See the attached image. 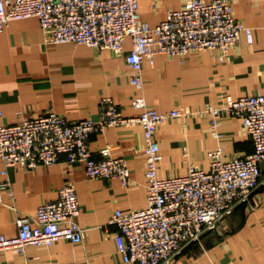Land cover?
<instances>
[{
    "label": "crops",
    "instance_id": "1",
    "mask_svg": "<svg viewBox=\"0 0 264 264\" xmlns=\"http://www.w3.org/2000/svg\"><path fill=\"white\" fill-rule=\"evenodd\" d=\"M186 1L138 0L140 17L156 26L166 19L169 9H179ZM229 1L236 19L252 29V44L241 33L224 60L219 49L191 51L183 58L159 54L153 62L145 59L142 91L130 83L132 70L123 55L84 44L46 43L34 17L10 22L0 34L2 122L16 124L50 110L70 123L98 121L102 97H110L123 116L137 117L141 111L131 103L139 95L147 108L166 113L172 109L195 112L207 104H219L226 96L236 99L264 93V0ZM123 48L124 53L131 49L130 39ZM219 130L220 140L210 135L207 117L194 115L169 119L159 126L158 177L182 176L190 164L207 170L208 153L218 148L225 157L252 153L251 139L240 119H223ZM145 146L139 124L109 127L90 137L95 159L105 147L111 156L126 159L127 187L116 178L88 179L83 164H70L63 158L28 171L9 169L13 197L0 192V236H14L18 216L34 215L38 206L57 199L58 189L71 182L85 238L79 244L58 240L49 246L29 245L25 255L0 251V264H126L116 253L115 229L106 223L116 209L146 206ZM251 200V206L238 205L228 216V234L208 235L201 246L189 245L173 264H264V184Z\"/></svg>",
    "mask_w": 264,
    "mask_h": 264
},
{
    "label": "built area",
    "instance_id": "2",
    "mask_svg": "<svg viewBox=\"0 0 264 264\" xmlns=\"http://www.w3.org/2000/svg\"><path fill=\"white\" fill-rule=\"evenodd\" d=\"M32 17L39 21L46 43L84 44L123 55L132 70L130 83L140 91L145 59L153 62L159 54L183 58L191 51L219 49L224 60L241 33L248 44L253 42L252 29L236 19L229 0H187L181 8L169 9L166 19L153 27L141 19L138 0H0V34L10 22ZM127 38L131 49L124 53ZM131 106L141 111L139 116H123L110 97H102L98 121L70 123L50 110L11 125L2 122L0 109V192L13 197L9 169L28 171L62 158L70 164H83L88 179L116 178L127 187L130 170L126 159L111 156L108 147L95 159L90 137L109 127L139 124L146 144V206L116 209L106 227L115 229L116 253L124 263L173 264L189 245L201 246L206 236L221 237L227 232L228 216L238 205L251 206L253 194L264 184V93L236 99L226 96L219 104H207L195 112L172 109L162 113L147 108L142 95ZM185 115L207 117L209 133L218 140L223 119H240L251 139L252 153L225 157L218 148L208 153L207 170L190 164L182 176L159 178L157 129L169 119ZM57 193V199L38 206L34 215L17 217V233L0 236V251L25 255L29 245L84 241L73 183L66 182Z\"/></svg>",
    "mask_w": 264,
    "mask_h": 264
},
{
    "label": "rangeland",
    "instance_id": "3",
    "mask_svg": "<svg viewBox=\"0 0 264 264\" xmlns=\"http://www.w3.org/2000/svg\"><path fill=\"white\" fill-rule=\"evenodd\" d=\"M226 224H227V222H226ZM229 232H230V231H229L228 224H227V232L222 233V236L225 235V234H228ZM212 236H217V235H216V234H213ZM222 236H221V237H222Z\"/></svg>",
    "mask_w": 264,
    "mask_h": 264
}]
</instances>
